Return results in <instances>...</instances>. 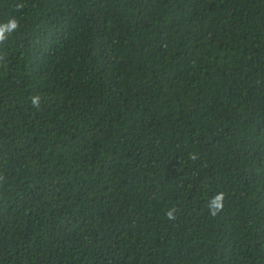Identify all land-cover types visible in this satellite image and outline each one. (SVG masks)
Instances as JSON below:
<instances>
[{
  "label": "trees",
  "instance_id": "trees-1",
  "mask_svg": "<svg viewBox=\"0 0 264 264\" xmlns=\"http://www.w3.org/2000/svg\"><path fill=\"white\" fill-rule=\"evenodd\" d=\"M13 17L0 264H264V0H0Z\"/></svg>",
  "mask_w": 264,
  "mask_h": 264
},
{
  "label": "clouds",
  "instance_id": "clouds-1",
  "mask_svg": "<svg viewBox=\"0 0 264 264\" xmlns=\"http://www.w3.org/2000/svg\"><path fill=\"white\" fill-rule=\"evenodd\" d=\"M17 10L22 9L24 7L23 4H18ZM20 27L19 21L16 18L9 19L6 23H0V45L5 44V42L8 40V37L12 35L14 32H16ZM3 57H0V60H2ZM32 104L33 106L39 108L40 106V97L39 95L32 97ZM196 154H190L189 159L192 161H195L197 159ZM4 177L0 175V181H3ZM225 193L223 191L217 192L215 195H213L208 200V212L209 215L213 218H215L218 214H220L224 209V203H225ZM178 209L176 207H170L165 212V218L169 221H174L176 219V213Z\"/></svg>",
  "mask_w": 264,
  "mask_h": 264
}]
</instances>
